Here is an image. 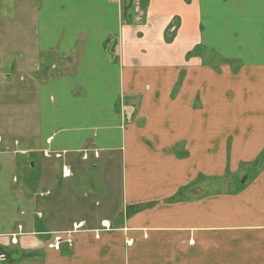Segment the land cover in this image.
Returning a JSON list of instances; mask_svg holds the SVG:
<instances>
[{"label":"crops","instance_id":"0c3cea01","mask_svg":"<svg viewBox=\"0 0 264 264\" xmlns=\"http://www.w3.org/2000/svg\"><path fill=\"white\" fill-rule=\"evenodd\" d=\"M0 43V264H264V0H0ZM93 152L120 208L34 229L32 155Z\"/></svg>","mask_w":264,"mask_h":264},{"label":"rangeland","instance_id":"374dc122","mask_svg":"<svg viewBox=\"0 0 264 264\" xmlns=\"http://www.w3.org/2000/svg\"><path fill=\"white\" fill-rule=\"evenodd\" d=\"M3 44L4 43H0L2 46ZM9 61L10 63L11 61L14 62V59L0 57V64L7 63ZM43 65L44 64L41 65V71H43ZM29 70L37 71L38 68L34 66L30 67ZM17 76L19 77L20 75L15 72L13 75L14 81L16 80ZM10 148V151L14 150V147ZM41 156L42 155H39L38 153H34L29 159V162H33L35 164L34 168L32 169L33 175L31 177L33 180V185L30 188H32L34 200L41 203L42 207L45 209L44 210L40 208V210H44L46 213L45 215L41 212L40 217L38 214L36 215L34 229H50V226L47 224L49 222V218H58L56 215H53L52 213L50 214V212L54 207L60 205L61 200H64V206L69 200L72 201L71 205L67 206V209L72 208V214L70 215L73 217H67L63 223L73 222L72 218L80 220V218L85 216V211L81 208L84 206L85 202L88 203V211H95L98 213H105V211H103L105 204H110L111 207H115L117 204L116 209L120 208L121 201H117L116 198L119 196L120 198L122 197V183L124 180V173L122 161L115 154L109 155V160H106L104 155L101 158L94 159V152L83 156L84 158L78 156V154H76L74 157L71 155H63L61 157L53 155L42 158ZM8 157L10 156H1L3 165L8 162ZM75 157L76 159L71 161ZM77 161L81 162L76 163ZM106 161L109 163H105ZM64 165L71 167V173H67L66 170H64L65 176L62 174L63 167H65ZM242 168L247 170H245L244 175L235 177V179H238L239 182H242L244 176L247 175L251 177L254 173L252 165H250L249 168L248 165H244ZM6 174L8 179L7 170ZM39 175L42 177L41 182H39L40 179L36 181V177L38 178ZM64 177L68 178L66 179ZM77 179H81L82 181L79 182ZM59 183L61 184L59 185ZM88 184H92L94 186L91 188V191L88 190ZM5 188L6 193H10V190L7 187ZM13 189L16 190L17 187L14 186ZM49 203L51 208L49 207ZM93 204L95 205L94 207L92 206ZM60 213L66 214L63 209ZM3 216L5 217V215ZM18 219L26 220L27 217L25 216L24 218L23 216H18ZM77 228L79 227H76V229ZM41 239H43L45 243L49 242V244L54 245L57 248L62 245V243L57 241L56 236L52 237V235L43 234ZM62 257L65 258V256Z\"/></svg>","mask_w":264,"mask_h":264},{"label":"built area","instance_id":"2783aa9c","mask_svg":"<svg viewBox=\"0 0 264 264\" xmlns=\"http://www.w3.org/2000/svg\"><path fill=\"white\" fill-rule=\"evenodd\" d=\"M67 173H71V169L69 167H65V169Z\"/></svg>","mask_w":264,"mask_h":264},{"label":"flooded vegetation","instance_id":"af4514ba","mask_svg":"<svg viewBox=\"0 0 264 264\" xmlns=\"http://www.w3.org/2000/svg\"><path fill=\"white\" fill-rule=\"evenodd\" d=\"M13 256H16V255H13ZM3 258L5 257V255L2 256Z\"/></svg>","mask_w":264,"mask_h":264}]
</instances>
